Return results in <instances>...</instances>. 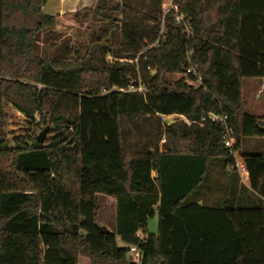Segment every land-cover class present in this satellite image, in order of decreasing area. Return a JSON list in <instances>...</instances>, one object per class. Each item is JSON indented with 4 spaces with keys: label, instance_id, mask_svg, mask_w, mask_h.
<instances>
[{
    "label": "trees",
    "instance_id": "1",
    "mask_svg": "<svg viewBox=\"0 0 264 264\" xmlns=\"http://www.w3.org/2000/svg\"><path fill=\"white\" fill-rule=\"evenodd\" d=\"M47 1L0 0V264H264L263 154L240 156L261 205L185 202L211 159L235 172L223 124L202 116H227L237 152L264 137V117L242 99L244 79L264 78V0H175L190 37L168 14L164 40L146 50L160 0H99L92 13L106 28L75 58ZM139 80L144 95L111 90ZM8 108L28 126L39 115L52 137L7 129ZM97 195L115 201L114 232L97 229Z\"/></svg>",
    "mask_w": 264,
    "mask_h": 264
},
{
    "label": "rangeland",
    "instance_id": "2",
    "mask_svg": "<svg viewBox=\"0 0 264 264\" xmlns=\"http://www.w3.org/2000/svg\"><path fill=\"white\" fill-rule=\"evenodd\" d=\"M90 5L77 9L74 12H64L63 14H55L59 10L58 0H48L44 5L43 13L57 15V26L54 33L60 37L62 41L68 42L70 54L66 57L75 58L83 57L84 54L92 48L93 35H97L106 28L95 16L92 9L99 0H87ZM116 3L119 0H106ZM84 9H89L84 11ZM74 13H78V18H74ZM113 15L118 16L114 13ZM110 32L118 34V29L110 28ZM105 40V39H103ZM41 50L48 53H54V48L47 47L42 41L39 44ZM242 99L243 109L255 116L264 117V79L246 78L242 82ZM10 117L7 129L14 132H23L29 137L36 138L43 129L47 128L44 139L51 138L50 126L43 124L39 115L35 114V121L39 127L27 125L24 117L15 113L11 109H7ZM169 119H180L177 116H170ZM261 153L264 155V137H245L242 139L239 157L241 154ZM209 161V168L206 177L201 184L186 198L185 202H195L200 200L204 205L224 206L229 208H250L262 204V200L253 193L246 184L239 181L236 171L225 173L222 162L218 159ZM98 216L97 224L105 226L109 231L114 232L115 229V202L112 198L105 195H97ZM148 233L156 234L157 232V215L148 220ZM118 247H126V244L116 237Z\"/></svg>",
    "mask_w": 264,
    "mask_h": 264
},
{
    "label": "built area",
    "instance_id": "3",
    "mask_svg": "<svg viewBox=\"0 0 264 264\" xmlns=\"http://www.w3.org/2000/svg\"><path fill=\"white\" fill-rule=\"evenodd\" d=\"M160 7L162 11L161 18H160L162 24L159 29L158 38L152 44L147 45L144 48V50H146L149 47H157L159 41L164 40L165 37H164V31H163V22H164L165 16L168 14H171L175 22L181 26L182 32L185 34L186 38L190 37L191 26L190 24L184 21V15L179 11L178 5L176 4L175 0H160ZM190 54L191 52H189L187 59ZM147 70L150 71L151 73H154V71H152L149 67H147ZM189 73H193L194 79L190 80L187 78L186 82L190 84H199L201 82V76L195 72L194 68H187L183 75L186 76ZM111 90H116L119 92H138V93H141L142 95H144L146 92V88L140 80L138 82L129 83L125 88L113 87ZM170 116L180 117V119L183 120L185 123L190 124L189 120L179 115L161 116V119L164 120ZM206 119L210 120L211 122L221 123L224 126L222 140H223L224 146L227 149H229L230 156L233 158V162L227 166V170H235L241 178L248 179L247 168L245 167L244 163L240 160L238 152L234 150L235 137L233 135V130L230 127L226 126L227 116L222 115V114L209 113L206 116H202L200 118L199 123L203 122ZM170 120H172L173 122L174 119H169V121ZM137 236L140 237L139 234ZM129 251L130 253L133 254L134 259L137 260L139 258L140 255L135 247L131 246L129 248Z\"/></svg>",
    "mask_w": 264,
    "mask_h": 264
},
{
    "label": "crops",
    "instance_id": "4",
    "mask_svg": "<svg viewBox=\"0 0 264 264\" xmlns=\"http://www.w3.org/2000/svg\"><path fill=\"white\" fill-rule=\"evenodd\" d=\"M58 1L60 4L59 10H57L55 14H63L64 12H74L77 9L84 8L90 5L89 3L90 1L88 2L87 0H58ZM43 9L44 6L42 7V11ZM238 178L239 181H242L244 184H246V187H248V179L241 178L239 175ZM198 203L200 204L201 202L199 201Z\"/></svg>",
    "mask_w": 264,
    "mask_h": 264
},
{
    "label": "water",
    "instance_id": "5",
    "mask_svg": "<svg viewBox=\"0 0 264 264\" xmlns=\"http://www.w3.org/2000/svg\"><path fill=\"white\" fill-rule=\"evenodd\" d=\"M172 123V120L169 121L168 124ZM47 128L43 129L42 132L37 136V140L42 143L46 134ZM97 229L102 233H109L110 231L105 227L101 225H97Z\"/></svg>",
    "mask_w": 264,
    "mask_h": 264
}]
</instances>
